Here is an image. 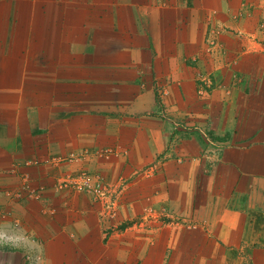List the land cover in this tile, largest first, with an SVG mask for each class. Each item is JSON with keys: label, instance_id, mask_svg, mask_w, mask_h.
<instances>
[{"label": "crops", "instance_id": "crops-1", "mask_svg": "<svg viewBox=\"0 0 264 264\" xmlns=\"http://www.w3.org/2000/svg\"><path fill=\"white\" fill-rule=\"evenodd\" d=\"M17 220L51 264H264V0H0Z\"/></svg>", "mask_w": 264, "mask_h": 264}, {"label": "clouds", "instance_id": "clouds-1", "mask_svg": "<svg viewBox=\"0 0 264 264\" xmlns=\"http://www.w3.org/2000/svg\"><path fill=\"white\" fill-rule=\"evenodd\" d=\"M35 236V232L29 233L18 220L0 222V248L21 251L29 264H51L45 246ZM0 264H15V254H0Z\"/></svg>", "mask_w": 264, "mask_h": 264}, {"label": "built area", "instance_id": "built-area-1", "mask_svg": "<svg viewBox=\"0 0 264 264\" xmlns=\"http://www.w3.org/2000/svg\"><path fill=\"white\" fill-rule=\"evenodd\" d=\"M73 179H74V181L72 182L73 185H76L78 189L80 190L84 189L85 191L90 192L94 196L103 197L104 200H105V196H108V199L112 200L110 201V204H109L110 211H112V209L116 207L117 205L116 199L114 197H109V195L113 192L119 193V191L115 192L114 190H111L112 192H110L108 190V187L103 189V186L100 184V182H98L94 186H90L88 179L84 176L79 177V178H73Z\"/></svg>", "mask_w": 264, "mask_h": 264}, {"label": "rangeland", "instance_id": "rangeland-1", "mask_svg": "<svg viewBox=\"0 0 264 264\" xmlns=\"http://www.w3.org/2000/svg\"><path fill=\"white\" fill-rule=\"evenodd\" d=\"M173 127H174L172 130L173 134H181V133H183V134H194V133L202 134V133H199V132H201V131H199L200 130L199 127L193 128L192 126H188V125L186 126L184 123H181V122H176L173 125ZM203 139H204V142H206V144L210 145L212 142V141H208L209 138L206 135H204ZM178 140H179V136H178L176 142H174V143H177ZM185 159H187V160L189 159V161H190V158H185ZM179 161L182 162V160H180V159H179ZM171 222L176 225L178 222H181V220L180 219L176 220V218H174V220H172Z\"/></svg>", "mask_w": 264, "mask_h": 264}]
</instances>
